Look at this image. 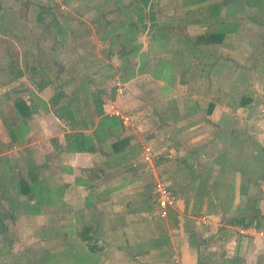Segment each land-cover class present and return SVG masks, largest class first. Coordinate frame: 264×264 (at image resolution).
<instances>
[{"label": "rangeland", "instance_id": "1", "mask_svg": "<svg viewBox=\"0 0 264 264\" xmlns=\"http://www.w3.org/2000/svg\"><path fill=\"white\" fill-rule=\"evenodd\" d=\"M210 2L220 3V17L228 23H236L237 28L227 33L219 44L204 47L201 52H193V47L187 46L185 40L191 44L197 34L215 29L214 25L193 22V19L201 16L197 8ZM253 3L254 0H148L146 4L142 0H0V117H4L5 126L17 120L18 114L13 106V100L17 98L31 97L36 107V113L24 123L17 121L18 126L15 129L22 137L19 142H10L8 131L3 125L5 131L1 134L3 140L0 139V183L7 201L2 200V204L4 209L11 206L16 218L14 221L7 220L10 227L9 237L14 243L6 255L0 256V264H35L36 260L45 254L55 258V261L61 260L64 264H74V261L81 258L85 263H93L91 256H86L91 254L87 245L80 241L77 234L83 225L91 220L84 209L89 189L83 186L75 187L73 189L76 194L69 190L70 194H66L65 198L63 195L64 189L69 185L65 183L66 178L63 175L72 172V169L76 175L90 179V183L95 179L94 181L99 183L98 186L100 185L98 188L101 189L99 191L102 196L108 187L109 177L118 179L124 170L131 168L133 169L126 173L127 176L135 179L141 174L146 177L143 180L144 187L149 184L154 188L157 179L152 180L151 167L147 169L144 163L139 166L142 169L136 166L130 168L129 165L122 167L121 164L120 169L108 170L110 167H107L113 161L116 162L115 158L111 159L107 154L108 150L111 151L107 141L119 138L124 133L133 136L132 141L139 145L140 152L145 144L152 148L154 158L160 155L157 152V143L150 142L156 137L154 135H157L154 125L156 110L153 112L148 107V126L144 127L138 116L143 114L146 107L139 106V103L144 101L148 91H145L146 88H140L137 83L125 85L124 81L128 80V77L119 76L123 66H136L139 69L141 64V68L156 69L163 60L167 61L171 66L173 82L170 92L177 94L182 101L190 99L188 101L191 104L193 100H199L200 102H195L201 110L207 108L206 102L202 101L208 102L215 97L223 98L224 103L233 102L236 107L240 96L250 97L252 102L246 106L247 109L238 110L243 118L238 116L237 119V127H245L249 136L243 137L241 152L231 150L230 157L246 160L242 164L247 165L248 173L256 170L255 161L253 160V165L249 160L260 152L261 146L255 142L254 135H250V129H260L261 125L264 126V0L258 5ZM43 5L49 12L41 10ZM128 6L141 9L139 14L132 15L129 23L137 26L135 43H141L139 50H147L141 53L138 50L122 57L125 50L132 47L134 50L133 44L122 43L127 39L123 37V34L127 35V25L122 22L127 21L124 11ZM39 13L44 19L42 22L38 21ZM115 25L121 27L113 33L107 32L110 27H116ZM158 27L166 34L164 44L159 41L150 42L148 33L158 32ZM58 29H61V32L57 33ZM106 54L109 56L106 57ZM133 56H139V59ZM181 59L184 61L183 67L187 69L186 73L177 72ZM202 65L204 67L200 72ZM32 67H37L38 71L53 81L49 88L37 92V88L30 86L27 77L31 75ZM17 70H22L23 76L14 81L8 80V74ZM204 73L203 80L208 85L204 90L197 92L187 88L186 84L177 83L179 80L184 81L187 75L190 80H202ZM62 82L67 83L65 90L68 93L75 92L80 112L86 118H94L90 129L79 127L72 131V135H77L79 140L84 133L103 138L97 143L102 144L104 155L91 157L89 160L84 157L74 158L71 152L84 151L68 146L72 143V139L67 137L68 133H65V144L61 145V149L58 148V127L63 126L53 115L49 116L51 119L48 123L45 117H48L46 113L54 114L48 99L54 87ZM119 85L122 88L120 93ZM151 86L149 90L155 91L157 95L166 94L158 85L157 89ZM84 88L102 90L103 104L96 105L93 96L84 99ZM112 92L114 97L111 99ZM191 104L183 103V109ZM114 110L128 116L130 124L125 126L122 123L124 127L113 136L114 138L108 139L100 129H96L93 134L99 117ZM42 111L43 114L40 113ZM246 115L250 116L244 118ZM210 150L207 151L209 158L215 160L223 146L218 145ZM139 157H135V161L140 163ZM72 162L75 166H72ZM30 163L35 167L41 166L35 173L39 178L38 183L46 190L43 199L36 198L37 202H31L27 196L17 193L19 179L23 177L30 180ZM153 171L157 172V169ZM218 175V170L211 168L210 180L213 177H223ZM158 179L162 180L160 177ZM166 184L170 190L168 182ZM35 203H40L36 207L39 211L33 212L31 210ZM258 205L264 211V202H258ZM80 213L84 215L82 220L78 218ZM154 222H159L161 227L164 225L160 219ZM262 222L264 225V218Z\"/></svg>", "mask_w": 264, "mask_h": 264}, {"label": "crops", "instance_id": "2", "mask_svg": "<svg viewBox=\"0 0 264 264\" xmlns=\"http://www.w3.org/2000/svg\"><path fill=\"white\" fill-rule=\"evenodd\" d=\"M141 49L139 53L147 50ZM133 57L139 59V56ZM183 66L184 61L181 59L177 72L186 73L187 69ZM141 67V64L139 69L133 66V75L124 82H126L125 85L137 83L140 88H146L145 91H148L144 101L139 103V106L146 108L138 117L146 127L148 126L146 124L148 107L153 112L156 110L154 125L157 135H154L156 137L150 142L157 143L159 147L157 152L160 155L156 158L152 156L151 161L144 162L139 145L133 143L132 135L125 133L121 137L126 136L129 140L123 152L112 151L110 144L118 139L113 136L120 130L108 136V139L111 137L114 139L107 141L111 149L107 151V154L111 159L115 158L116 162L113 161L107 167H110L108 170H114L115 168L120 169V166L129 165L130 168L131 166L137 168L142 163L146 164L147 169L151 167L153 181L160 177L168 182L173 197V206L172 210L169 209L165 215H162L156 204L149 205L147 197L151 191L154 195V188L149 184L144 187L143 180L146 177L141 174L135 179L127 176L126 173L133 168L124 170L123 175L118 179L113 180L109 177V184L103 191V196L99 191L101 189L98 188L100 185L98 186L99 183L95 182V179L90 183V179L76 175L73 169L72 172L68 170L71 174L68 172L63 175L66 178L65 183H69L64 189V198L66 194H70L69 190L74 192L75 187L83 186L89 189L85 197L84 209L91 220L84 225L90 226L91 241L89 243L95 244L94 250L90 251L92 264H264V228L257 229L228 223L230 218L250 214L244 206L251 202V197L257 199L256 206L264 216V211L258 205V202H264V178H255V181L247 180V196H242L239 189L244 174L237 167H242V162L246 160L240 157L234 159L230 157L231 150L241 152L243 137L249 136L245 132V127H237L238 116L242 117L238 110L247 109V107H240L237 104V108L233 102L224 103L223 98L215 97L214 99L208 98L210 99L208 102L202 101L206 102L207 108L201 110L195 102H200L199 100H193L191 104L190 99L186 98L182 101L181 97L170 92L173 82L163 78L165 74L158 76L157 70L161 66L156 69ZM203 67L204 65L200 72ZM167 70L171 71L170 65L161 68V71ZM204 77L205 73L202 80L194 81L190 80L187 75L186 80H179L177 83L186 84L187 88L198 92L208 87L207 82L203 80ZM27 80L30 86L36 88L34 79L27 77ZM50 85L43 89L46 90ZM151 85L155 89L158 85L166 94L157 95L155 91H150ZM28 98L35 103L31 97ZM40 98L43 99L41 96ZM183 103L191 104V106L187 105V108L183 109ZM210 103H213L211 108ZM112 112L109 111L107 114L110 115ZM46 115H48L45 117L47 123L51 119L49 116L53 115L54 119L63 126V128L58 127V148L61 149V145L65 144V138L67 139L65 133H73V130L67 128L65 123L61 122L52 112ZM249 116L246 115L244 118ZM40 117L42 119V116ZM3 125L0 117V139L2 140L1 134L5 131ZM96 129L95 127L93 134L98 130ZM251 134L254 135L255 142L263 147L264 126L261 125L260 129L253 127L250 129ZM102 140L103 138L94 136L97 149L94 153L71 152V154L76 159L84 157L86 160L104 155L101 149L102 144L97 143ZM218 145L223 146V150L220 151L219 157L211 160L207 151L210 149L212 151ZM138 156H140V163L135 161V157ZM253 160L252 157L249 161H252L254 165ZM71 164L73 166L75 163ZM155 168L157 172L153 171ZM211 168L217 169L218 176L223 175V177H213L210 180ZM249 173L251 177H254V172L249 171ZM81 212L87 214L85 211ZM78 215L80 220L84 218L81 213ZM158 219L164 222L162 227L158 225L159 222L158 224L154 222ZM80 241L86 244L85 241L81 239ZM75 260L78 259L75 258ZM58 264L64 263L58 260ZM74 264L89 263H85L81 258L79 261H74Z\"/></svg>", "mask_w": 264, "mask_h": 264}, {"label": "trees", "instance_id": "3", "mask_svg": "<svg viewBox=\"0 0 264 264\" xmlns=\"http://www.w3.org/2000/svg\"><path fill=\"white\" fill-rule=\"evenodd\" d=\"M144 2V4H146L148 2V0H142ZM196 1H203V0H196ZM260 1L263 0H254V5H258ZM44 6V5H43ZM42 11L44 12H49V9L47 7H40ZM197 11L199 14H201V16H198L196 19H193V22L196 23H207L209 25H214L215 29L213 30H206L204 32H201L199 34H197L195 36V40L193 41V43L190 44V42H187L185 40V44L187 46H192L193 48H191V51L193 52H201L202 49L204 47H210L214 44H219L225 37V35L229 32H233L235 31L236 27V23H228L226 22L222 17H220V3L218 2H210L207 4H203L202 6L200 5V7L197 8ZM141 9L140 8H135L132 9V7H125V11L124 13L127 15L126 19L127 21L122 22L123 24L127 25L126 29H127V35H129V37H126L123 34L124 38H127L126 41H122V43L124 42V44L126 43H130L133 44L132 46H134V50L133 47L131 49L125 50L124 54H122L123 56H127L128 54L138 51L141 43H135L136 41V32H137V26H135L134 23L130 22V20H132V15L136 14V13H140ZM41 14L39 13V15L37 16L40 17ZM44 19L42 17H40L38 19V21L42 22ZM109 23V22H108ZM46 24H48L46 22ZM110 26V25H109ZM116 27H113V29L108 30L107 32L113 33V31L117 28H120L121 25H115ZM159 29H161V27H158L156 30L158 31ZM151 30V29H149ZM149 30L147 31V33L149 32ZM61 32V29H58L57 33ZM150 34V39L152 41H159L160 44H164L165 43V38H166V34L165 32H163V30H159L158 32H152L148 33ZM103 38V37H100ZM118 38V37H117ZM64 39V37H63ZM177 54V53H176ZM178 55H180V53H178ZM109 55L106 54V57H108ZM37 65V64H36ZM165 65H170L167 61H164L161 63V68ZM161 68H158V72L159 75L158 76H163V74H165V77L163 76V78L171 80V76H172V72L167 70V71H161ZM163 72V73H160ZM10 73V72H9ZM134 73V68L131 66H123V69H121L119 76H122L123 78H129L130 76H132ZM154 73V72H153ZM23 76V71L22 70H17L14 73H10L7 76L8 80H14V79H18L20 77ZM30 79H34V81L36 82V88L41 90L43 89L45 86L52 84V80L50 78H47L45 76L44 73H42L41 71H38L37 67H32L31 68V75H29ZM122 78V79H123ZM67 83L62 82L57 84L54 87V91L51 94V96L48 99V103L50 108H52L54 111L55 116L63 121L65 123V125L70 129V130H76L79 127H82L84 130H88L90 129V125L91 123L93 124L94 122V118H86L81 112H80V108L78 106V102H77V97L75 92L72 93H68L65 90V86ZM84 99H88L89 96H93L94 97V103L96 105H102L103 104V100L101 98V95L103 94L102 90L99 89H94V90H90L88 88H84ZM69 94H72L73 96L70 97ZM114 97V92L111 93V99ZM29 99V98H28ZM22 99V98H17L13 100V106L17 112V120L15 119L14 121H12L11 123L7 124L5 126L6 130L8 131V135L10 137V142L11 143H15V142H19L22 137L20 134H18V131H16L15 128H17V121H21V123L25 122L27 120V118H29L31 115H33L34 113H36L35 110V105L34 103H32V101L29 99ZM252 99L250 97L247 96H240L239 98V106L240 107H245L249 104H251ZM210 108L213 106V103H210ZM209 108V110H210ZM99 112V109H98ZM2 122H5L4 117L2 118ZM95 127L97 129H100L104 135L106 136H110L113 135L115 132H119L124 126L122 125V121L121 119L114 115V114H104L102 116L99 117L98 121L96 122ZM73 133H69L67 135L68 138L72 139V143H70L68 146H70V148H73L74 150H83L84 152H88V153H94L97 149L95 146V141H94V136L89 134V133H84L81 136V139H77V135L73 136ZM73 136V138H72ZM69 140V139H68ZM129 138L128 137H119L117 140L113 141L110 144V147L112 149V151L114 152H123V150L125 149V145L128 143ZM72 150V149H71ZM1 152V151H0ZM254 161H255V166H256V170H254V177H251L250 174L247 171V167L245 168V166L247 165H243L242 167H237V169L242 170L244 176L242 177V180L240 182V194L242 196H247V192H248V185H247V180H251V181H255V178H264V146L260 147V152H257L255 156H253ZM29 171H28V175L30 177V180L21 177L17 183V193L18 194H22L27 196L31 202H35L36 198H42L45 195L46 190H44L43 185H41L39 182V178H37L36 176V169L37 168H41L40 165H35L30 163L29 164ZM43 167V166H42ZM236 169V170H237ZM49 188V187H48ZM151 191V190H148ZM4 189L0 183V256L2 257L3 255H6V252L9 251L10 247L12 246V244L14 243L13 239H10L9 237V230L10 227L8 225L7 220L9 221H14L16 218V215L14 213V211L12 210V207L9 206V209H4L3 208V204H2V200L7 201V199L5 198V194L3 193ZM48 192V191H47ZM49 195V194H48ZM149 196L147 197V199H149V205L153 206L154 204H156L155 202V195H152V191L148 194ZM49 197V196H48ZM47 197V198H48ZM46 199V198H45ZM48 200H50L48 198ZM37 202V201H36ZM46 201L44 200L43 203H45ZM257 203V199H254L251 197V202L246 203L244 208L246 209V211H250V214L247 213L244 216H240V217H233L230 218L228 220L229 224H239L242 225L244 227H253V228H257V229H261L264 228L263 225V218L264 216L261 215L260 213V209L256 206ZM40 203H35L34 207L32 208L31 211H39V209L36 207L39 206ZM90 226L89 225H84L81 230L79 231L78 236L81 240L85 241L89 252L91 250H94V246L95 244H90L89 241H91V235L89 233L90 231ZM91 256V254H90ZM35 264H58V260L55 261V258H53L52 256L48 257L47 254L43 255V257H41L40 259L36 260Z\"/></svg>", "mask_w": 264, "mask_h": 264}, {"label": "built area", "instance_id": "4", "mask_svg": "<svg viewBox=\"0 0 264 264\" xmlns=\"http://www.w3.org/2000/svg\"><path fill=\"white\" fill-rule=\"evenodd\" d=\"M119 84V83H118ZM119 93L122 91V88L118 87ZM112 114L118 116L122 123L126 126L127 123L130 124V119L128 116L121 115L119 111L114 110ZM144 144V143H143ZM142 160L144 162H149L152 159L153 151L149 145H143L141 148ZM154 195L157 208L161 211L162 215H165L166 212L173 206V197L169 190L168 185L163 180L157 179L154 183Z\"/></svg>", "mask_w": 264, "mask_h": 264}]
</instances>
